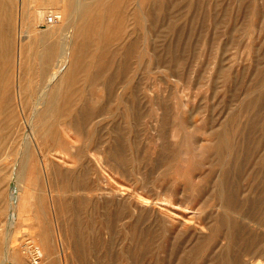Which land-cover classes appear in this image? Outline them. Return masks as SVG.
<instances>
[{
  "label": "rangeland",
  "instance_id": "374dc122",
  "mask_svg": "<svg viewBox=\"0 0 264 264\" xmlns=\"http://www.w3.org/2000/svg\"><path fill=\"white\" fill-rule=\"evenodd\" d=\"M18 2L13 14L0 8L10 88ZM65 4L68 16L52 3L26 29L50 42L81 30L63 90L94 114L69 131L94 160L45 147L57 161H17L22 136L4 148L0 264H32L29 240L41 264H264V0ZM75 113L53 117V131L67 132Z\"/></svg>",
  "mask_w": 264,
  "mask_h": 264
},
{
  "label": "bare ground",
  "instance_id": "6f19581e",
  "mask_svg": "<svg viewBox=\"0 0 264 264\" xmlns=\"http://www.w3.org/2000/svg\"><path fill=\"white\" fill-rule=\"evenodd\" d=\"M59 1L64 3L63 12L65 16H68L66 12L68 6L65 4L67 0H19V2L18 0H0L1 10L4 9L3 12L11 11L12 14L14 10L11 8L15 7V3L18 2L16 7L19 8L20 17H22L17 23V40L20 45L17 53V83L14 88H10L9 85V74L15 57L14 47L11 43L12 35L8 32L9 27H6L3 20H0V87L2 86L0 114L3 116L0 125V161H4L8 157L4 148L10 142H18L21 136L23 150L17 161H57L49 157L44 150L45 147H48L49 151L62 153L65 157H74L78 161L94 160V157H90L91 160H89L82 150L74 149V144L71 141L72 135L69 134L71 128L74 129V133H82L79 120H90L94 114L89 112L86 105L80 108L76 107L74 93L63 90V83L72 75L75 66H79V60L71 58V48L67 50V46L72 37L78 34L76 32L80 33L81 30L76 29L75 26V30L72 32L64 35L59 34L50 42L52 36L49 38L44 36L41 39L38 35L33 36L31 29H26V18L32 21V12H34L32 18H36L41 14L40 9L47 8L50 4ZM77 3L79 5V2ZM70 6L74 7L75 5L71 4ZM77 8L79 7L77 6ZM71 9L75 11V8ZM56 13L61 16V19L52 25H57L62 20V13L59 11ZM23 41H25L24 44H21ZM76 54L78 58L80 53L76 52ZM37 62L40 66L38 72L33 67ZM86 65H88V61L85 59L82 67ZM71 110H75L76 113L71 117L70 126L65 127L67 132L53 131V117L65 118ZM26 112L28 114H25ZM75 121L80 123L79 126L74 125ZM12 176L14 177L15 174ZM14 200L16 199L14 198ZM19 203L20 201L17 204L12 202L11 205L18 212L21 209ZM11 213L12 218L16 220L17 212ZM23 247L30 250L32 264L42 263V254L31 240L25 242Z\"/></svg>",
  "mask_w": 264,
  "mask_h": 264
},
{
  "label": "built area",
  "instance_id": "2783aa9c",
  "mask_svg": "<svg viewBox=\"0 0 264 264\" xmlns=\"http://www.w3.org/2000/svg\"><path fill=\"white\" fill-rule=\"evenodd\" d=\"M61 19V16L57 13H50L48 16H46L45 22L46 24H54L57 23Z\"/></svg>",
  "mask_w": 264,
  "mask_h": 264
}]
</instances>
